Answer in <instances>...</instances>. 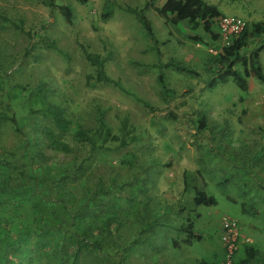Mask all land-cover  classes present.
I'll use <instances>...</instances> for the list:
<instances>
[{
  "label": "rangeland",
  "instance_id": "rangeland-1",
  "mask_svg": "<svg viewBox=\"0 0 264 264\" xmlns=\"http://www.w3.org/2000/svg\"><path fill=\"white\" fill-rule=\"evenodd\" d=\"M105 1L0 0V264H224L225 220L237 225L233 260L264 264V85L251 74L245 91L231 76L209 86L231 42L217 19L209 33L144 10L153 45L127 7L165 0H112L103 19ZM204 1L264 24V0ZM262 43L254 35L234 68ZM84 50L121 88L93 79ZM168 59L196 74L165 69L163 93L156 64ZM258 62L264 72V47ZM41 107L70 120L69 151L49 145ZM78 126L103 148L76 141ZM198 189L216 203L195 205Z\"/></svg>",
  "mask_w": 264,
  "mask_h": 264
},
{
  "label": "trees",
  "instance_id": "trees-1",
  "mask_svg": "<svg viewBox=\"0 0 264 264\" xmlns=\"http://www.w3.org/2000/svg\"><path fill=\"white\" fill-rule=\"evenodd\" d=\"M77 2L84 4L88 0H76ZM53 4V0H51V5ZM113 6L114 2L112 0H106L103 6V11L101 14V17L103 19L109 18L113 13ZM58 9L60 13L64 16L65 20L67 22L71 21V11L66 5H60L58 6ZM153 10L157 14H159L161 17L165 19L166 22H171L173 24H179L181 21L187 20L189 22L197 23L202 22L204 30L212 33L211 25L212 20L217 19L218 16H220L219 10L216 8V6L207 3L204 0H165L161 5H156L153 2H147L142 8H131L127 7V11H129L135 19L140 23L142 28L144 29L145 35L148 37L150 41H152L153 45L157 43L156 37L153 32V28L151 25L150 20L146 17L144 14V10ZM264 32V24L261 22L254 23L252 25V28L246 26L243 31L237 35L234 36L231 39V42L229 45L224 46L222 48V51L218 55V67L216 70L214 69L213 72L217 73V78L214 77L209 82V86H214L218 81H221L225 77L231 76L238 87L245 91L248 89V84L246 81V77L250 74L254 75L255 78L261 82L264 85V72L261 66L259 65L258 58L259 53L264 47V43L260 44L256 49H254L252 52H250L246 65L244 66V72L240 73L238 70H236L234 67L236 65L237 60L240 58V50L247 46L249 40L253 38L254 35H258L259 33ZM213 38H217L218 34H211ZM200 36L194 35L193 39H199ZM84 55L86 60L95 67V75L93 79L97 82L101 83H107L112 84L115 86L119 85L118 81L110 78L105 70V58L102 57L98 53H92L87 50H84ZM245 60V59H244ZM158 74H157V81L159 85L161 86V90L163 93H167V87L165 85L164 80V70L167 68H171L174 70H177L179 72H185L188 74H196L195 70L191 68L188 65L182 64L180 62L173 61L172 59H168L166 62H158L157 64ZM249 65V68L248 66ZM141 101V100H139ZM144 106H148L146 102H143ZM41 112L43 115L48 116L51 118V122L54 124L55 130L52 131L49 128L44 129V133L48 135V143L49 145L58 150L62 151H69L68 144L63 141L66 136L69 135L70 132V120L66 119L60 110L49 108V107H41ZM175 117V115L173 116ZM8 119L11 121V123L14 125L16 130L20 131V128L18 127V124L16 122V119L14 118V115L9 116ZM90 131V133L88 132ZM98 131V130H97ZM99 133L97 135L101 136V131H98ZM96 131H91L90 129H84L82 126H78V129L72 132V137L82 144V146L89 145L91 150L103 148L102 143L99 142L96 139H94ZM113 139L117 140L118 138L113 136ZM119 146L123 147L126 146L124 141L119 142ZM193 203L195 205H213L216 203V199L213 195H209L203 190H196L194 196H193ZM191 224L186 227L185 231L189 232L191 231ZM197 239L198 236H196ZM82 244L78 245V250L81 247ZM77 254V248L74 252V258H76ZM234 257V256H233ZM249 257L252 258V260L255 263H258V261L255 259L256 252L254 250H249ZM260 263V262H259ZM59 264V263H57ZM74 264V263H71ZM232 264H250L248 259L240 260V261H234Z\"/></svg>",
  "mask_w": 264,
  "mask_h": 264
},
{
  "label": "built area",
  "instance_id": "built-area-1",
  "mask_svg": "<svg viewBox=\"0 0 264 264\" xmlns=\"http://www.w3.org/2000/svg\"><path fill=\"white\" fill-rule=\"evenodd\" d=\"M217 21L219 32L224 40L239 35L245 27V21L236 15L219 16ZM223 227L224 241L226 242V260L224 264H232L236 250L237 225L235 221L225 220Z\"/></svg>",
  "mask_w": 264,
  "mask_h": 264
},
{
  "label": "crops",
  "instance_id": "crops-1",
  "mask_svg": "<svg viewBox=\"0 0 264 264\" xmlns=\"http://www.w3.org/2000/svg\"><path fill=\"white\" fill-rule=\"evenodd\" d=\"M250 75H251V74H250ZM250 75H249V76H250Z\"/></svg>",
  "mask_w": 264,
  "mask_h": 264
}]
</instances>
